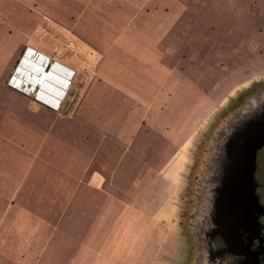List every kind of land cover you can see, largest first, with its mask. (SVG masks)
Masks as SVG:
<instances>
[{"label":"crops","instance_id":"crops-1","mask_svg":"<svg viewBox=\"0 0 264 264\" xmlns=\"http://www.w3.org/2000/svg\"><path fill=\"white\" fill-rule=\"evenodd\" d=\"M218 1L0 0V264H153L160 257L170 264L168 254L154 248L151 225L168 218V197L159 200L173 179L168 174L176 175L168 165L179 160L182 139L166 136V114L143 124L138 97L145 86L138 65L130 66L139 56L122 48H144L149 64L159 63L153 52L162 53L167 68L185 43L194 49L213 43L204 59L209 65L228 62L215 56L218 43L264 47V10L232 1L235 13L222 22L223 10L212 6ZM58 26L81 46L102 49L88 75L70 45L57 55L51 43L58 42ZM27 48L18 67L38 75L35 52L56 63L40 100L8 83ZM61 66L75 78L56 109L46 103L63 96ZM213 118L194 148L185 184L193 183Z\"/></svg>","mask_w":264,"mask_h":264},{"label":"rangeland","instance_id":"rangeland-1","mask_svg":"<svg viewBox=\"0 0 264 264\" xmlns=\"http://www.w3.org/2000/svg\"><path fill=\"white\" fill-rule=\"evenodd\" d=\"M232 1H237V4L235 3L237 7L264 10V0H239L240 3L238 0H223L218 1L217 5L212 3V6L223 10L221 11L222 22H226L228 18L231 19L233 16L231 14L235 13L236 9L231 5ZM226 13L230 16L226 17ZM61 17L66 18L65 15ZM251 17L252 20L257 18V16ZM261 18L264 19V16ZM67 34L63 27L58 26L56 30L58 42L52 41L51 44L54 45L58 56H64L69 50L67 46L70 45L71 51L76 53V59L86 62L84 72L88 75L93 70V66H96L99 60L98 53L102 49L81 46L79 43L82 42L75 36ZM193 44L185 43L181 57L176 56L175 59L172 58L171 45L166 53L170 54L172 59L166 68L164 65L166 55L153 52L154 57L159 59V63L149 64L145 60L148 56L145 55L144 48L130 47L126 50L123 47L125 43H122V51L126 52L125 55L139 56L130 66L138 65L140 82L145 86L144 94L138 97V106L140 109L143 107V124L150 126L155 118L166 114L171 121L166 129V136L171 139L177 135L182 139L179 142L180 148L176 150L179 152V160H173L176 164L168 165V168L175 171L176 175L174 172L168 174L169 179H173L166 189L168 192H164L159 200L168 197L167 201L164 200L166 203L164 214L168 218L167 220L164 218L165 222L162 224L151 225L153 241L152 236L148 235V240L153 242L155 249L159 247L168 254L167 257L171 259L170 264H198L202 255L201 243L195 239L192 224L201 185L204 187L212 183V175L220 174L226 169L229 163L224 151L228 138L238 127H243L242 124L246 122V118L255 116L256 106L264 101L263 46L245 49L240 44L232 46L227 43H218L214 50L215 56L218 61L227 62L228 60V62L209 65L204 59L209 56L211 48L209 46L213 43H202L200 46L195 44V49L192 48ZM161 49L165 50L163 47ZM245 51L251 55L243 57ZM258 53L259 57L256 56ZM125 55L122 60L125 59ZM23 57L24 54L20 57L11 76ZM161 67H164V70ZM248 71L249 74H247ZM211 118L213 122L205 137V144L200 150L201 158L196 161L197 164L195 163L200 166L195 169L191 177L193 183L190 185L186 181L185 184V179L188 180L194 163V148L198 144L200 135L209 127ZM156 123L158 122H155V125ZM161 133L164 136L162 131ZM260 158V168L264 170V152L261 153ZM260 182L264 183V180ZM176 209L180 213L178 217H176ZM162 242L164 245L160 246ZM162 260L160 257L154 260L153 264H162ZM165 260L168 262L165 261V263L169 264V260Z\"/></svg>","mask_w":264,"mask_h":264},{"label":"water","instance_id":"water-1","mask_svg":"<svg viewBox=\"0 0 264 264\" xmlns=\"http://www.w3.org/2000/svg\"><path fill=\"white\" fill-rule=\"evenodd\" d=\"M256 107L255 116L246 118L243 127H238L225 145L228 173L221 190L215 223L218 234L233 243L237 242L242 231L255 234L263 230L258 224L261 225L259 218L264 215V206L256 194L259 185L255 173L258 154L264 148V101ZM230 142L235 143L231 162L227 150ZM256 212L259 218L258 215L255 217Z\"/></svg>","mask_w":264,"mask_h":264},{"label":"flooded vegetation","instance_id":"flooded-vegetation-1","mask_svg":"<svg viewBox=\"0 0 264 264\" xmlns=\"http://www.w3.org/2000/svg\"><path fill=\"white\" fill-rule=\"evenodd\" d=\"M234 144L230 142V146L227 148L230 162L235 151ZM262 152H264V148L263 151L261 150ZM261 153L257 158L255 179L259 185L256 194L260 204L264 206V183L260 182V180H264V170L260 168ZM227 173L228 169H225L220 174H214L211 178L212 183L204 187L201 185L192 224L195 239L201 243L202 255L198 264H255V262L264 264V215L259 218V214L257 212L255 214V217L258 215L257 218L261 223L258 225L263 230H258L255 234L242 231L237 242L233 243L217 232L218 227L215 221L219 214L218 202Z\"/></svg>","mask_w":264,"mask_h":264},{"label":"built area","instance_id":"built-area-1","mask_svg":"<svg viewBox=\"0 0 264 264\" xmlns=\"http://www.w3.org/2000/svg\"><path fill=\"white\" fill-rule=\"evenodd\" d=\"M31 50L30 48H27L25 53H24V56L28 53V51ZM36 54L35 55V59H36V63L38 65H40V68L42 69V71L44 72L40 81L44 78L45 79V76L46 75H52L53 73H55L56 69V63L54 64H51L50 62V59L46 58L45 56L35 52ZM24 58V57H23ZM22 58V59H23ZM21 59V61H22ZM21 61H20V64H21ZM40 62V63H39ZM19 66V65H18ZM60 66V65H58ZM62 67V66H61ZM18 67L16 68V70L14 71L13 75L11 76V78L9 79V85L16 89L17 91L21 92V93H24L26 94L27 96H31L33 98H35L36 100H40L38 95L40 94V88H41V85H42V82L40 85H37L35 87V89L31 92H25V91H21L20 89L16 88L12 83L14 81V78H15V75H16V71H17ZM62 69L64 70L62 73L64 74V78L62 79L64 84H65V87H63V89L61 90L63 92V96L60 100H58L57 102H55V100H52L50 101L49 103H46V102H43V103H46V105L48 104L49 106L53 107V108H56V109H60L63 102L65 101V99L69 96V93H70V90H71V86L74 82V78H75V73L73 71H70L69 69H64L62 67ZM66 83H69L70 86H68ZM67 85V86H66Z\"/></svg>","mask_w":264,"mask_h":264},{"label":"bare ground","instance_id":"bare-ground-1","mask_svg":"<svg viewBox=\"0 0 264 264\" xmlns=\"http://www.w3.org/2000/svg\"><path fill=\"white\" fill-rule=\"evenodd\" d=\"M43 71L42 69L40 68V70L38 71V75L36 73H33L32 71L24 68L23 66H20L18 67L17 71H16V75H15V78H14V81H13V85L20 89L21 91H25V92H31L35 89V87L37 85H40L41 82H42V85H41V88H44V84H45V81L46 79L48 78V75L45 76V79L43 78L41 81V77L43 75ZM41 98L43 100H47V98H44V95L41 93ZM46 96H48L46 94Z\"/></svg>","mask_w":264,"mask_h":264}]
</instances>
